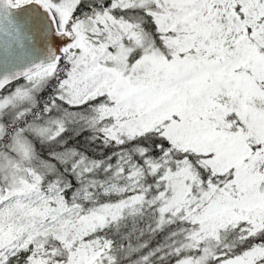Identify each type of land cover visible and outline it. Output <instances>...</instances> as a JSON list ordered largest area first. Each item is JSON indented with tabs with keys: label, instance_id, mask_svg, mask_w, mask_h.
<instances>
[{
	"label": "snow or ice",
	"instance_id": "obj_1",
	"mask_svg": "<svg viewBox=\"0 0 264 264\" xmlns=\"http://www.w3.org/2000/svg\"><path fill=\"white\" fill-rule=\"evenodd\" d=\"M0 264H264V0H0Z\"/></svg>",
	"mask_w": 264,
	"mask_h": 264
}]
</instances>
